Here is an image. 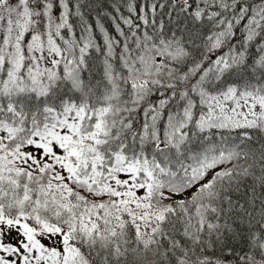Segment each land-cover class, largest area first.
<instances>
[{
    "label": "snow or ice",
    "instance_id": "1",
    "mask_svg": "<svg viewBox=\"0 0 264 264\" xmlns=\"http://www.w3.org/2000/svg\"><path fill=\"white\" fill-rule=\"evenodd\" d=\"M110 7L0 0V264H264V0Z\"/></svg>",
    "mask_w": 264,
    "mask_h": 264
},
{
    "label": "trees",
    "instance_id": "2",
    "mask_svg": "<svg viewBox=\"0 0 264 264\" xmlns=\"http://www.w3.org/2000/svg\"><path fill=\"white\" fill-rule=\"evenodd\" d=\"M114 0H93V3L99 5V11H111V5L113 4ZM106 26L108 24L107 20L104 21Z\"/></svg>",
    "mask_w": 264,
    "mask_h": 264
}]
</instances>
